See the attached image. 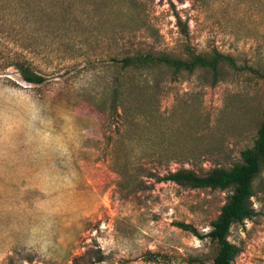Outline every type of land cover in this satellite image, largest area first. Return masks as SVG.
<instances>
[{
  "label": "rangeland",
  "instance_id": "374dc122",
  "mask_svg": "<svg viewBox=\"0 0 264 264\" xmlns=\"http://www.w3.org/2000/svg\"><path fill=\"white\" fill-rule=\"evenodd\" d=\"M189 49L218 50L237 70L226 66L216 84L207 71L152 70L149 90L132 95L131 110L147 119L110 117L115 60L186 58ZM20 50L47 81L0 70V112L11 116L0 117V264H73L89 247L101 248L103 264H212L211 239L175 224L209 234L233 190L150 174L230 169L254 146L264 121V0H0V52ZM9 92L38 103L48 143L2 103ZM254 192L257 215L230 231L240 249L232 264H264V169ZM149 252L162 261L148 262Z\"/></svg>",
  "mask_w": 264,
  "mask_h": 264
},
{
  "label": "trees",
  "instance_id": "16d2710c",
  "mask_svg": "<svg viewBox=\"0 0 264 264\" xmlns=\"http://www.w3.org/2000/svg\"><path fill=\"white\" fill-rule=\"evenodd\" d=\"M48 0H43L46 3ZM45 12L51 19H55L59 12L54 8H45ZM64 11H68L67 9ZM181 33L189 36V28L181 18H177ZM186 58H176L170 55H154L151 53H135L115 60L120 67V77L112 92V106L110 117L124 119L127 123H142L147 119V114L133 112L131 110L135 102L133 92L139 91V96L144 95L150 86L149 77L152 70L168 68L177 76L183 72L194 73L198 70L211 74L212 83L216 84L222 78V70L226 66L237 70L236 62L231 56L218 50L210 54H197L189 49ZM14 68L22 80L32 85H43L47 77L37 70L34 61L23 50L14 54L5 55L0 52V70L7 71ZM138 76V77H137ZM242 163L234 165L230 169L215 168L205 173H198L191 169H181L169 172L166 175L150 174L158 182H172L181 187L191 189L233 190L232 195L221 208L217 219L212 223V230L207 235H202L191 224L176 223L183 231L189 232L203 240L210 238L217 246V253L212 264H232L240 254V249L229 241V235L233 225L244 223L253 219L257 213L253 208L252 198L255 195L254 182L264 169V121L258 130L254 146L241 154ZM145 259L148 262L160 263L163 256L159 253H147ZM105 255L99 247H89L86 251L74 258L73 264H103ZM194 264H209L206 261H195Z\"/></svg>",
  "mask_w": 264,
  "mask_h": 264
},
{
  "label": "clouds",
  "instance_id": "9594fccd",
  "mask_svg": "<svg viewBox=\"0 0 264 264\" xmlns=\"http://www.w3.org/2000/svg\"><path fill=\"white\" fill-rule=\"evenodd\" d=\"M2 103L8 107H15L22 110L27 118V126L40 136L44 143L49 142V136L43 131L42 127H37V124L43 126L45 121L41 115V108L38 103L27 93L9 92L3 97ZM0 117L10 121L11 116L7 112H0Z\"/></svg>",
  "mask_w": 264,
  "mask_h": 264
}]
</instances>
